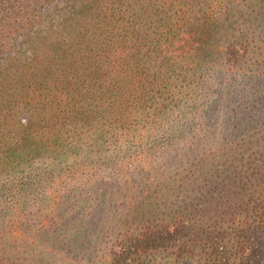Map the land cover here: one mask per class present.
Returning a JSON list of instances; mask_svg holds the SVG:
<instances>
[{
	"label": "trees",
	"instance_id": "trees-1",
	"mask_svg": "<svg viewBox=\"0 0 264 264\" xmlns=\"http://www.w3.org/2000/svg\"><path fill=\"white\" fill-rule=\"evenodd\" d=\"M203 2L193 40L190 0H0V177L121 149L115 174L83 164L0 190V264H247L256 233L264 248V0ZM183 31L191 49L161 75L149 60ZM211 48L226 63L204 79ZM199 89L229 115L200 113Z\"/></svg>",
	"mask_w": 264,
	"mask_h": 264
},
{
	"label": "rangeland",
	"instance_id": "rangeland-1",
	"mask_svg": "<svg viewBox=\"0 0 264 264\" xmlns=\"http://www.w3.org/2000/svg\"><path fill=\"white\" fill-rule=\"evenodd\" d=\"M71 2L73 0H54V2L56 4H58V6H61L62 3L64 2ZM203 0H190V7L192 9V13H191V20H190V24L189 27L187 28L188 32H190L193 36V40L197 39L199 37V34L204 35L205 30L202 29V26L199 23V19H200V9L203 8ZM53 6V4L51 5ZM171 40V39H170ZM168 41L167 45H164L165 47V51L162 53L161 56H152L149 60V62H151L152 64H154V66L156 67V69H159L158 67L161 68V64L165 65L162 66L161 68V75L166 72L167 70H170L168 67V60H170L169 58H166L167 56H173V55H177V54H185L188 53L189 50L191 49V43L188 40V33L186 31H183L182 33H180L178 36L174 37L173 40ZM194 45L196 46V42L194 43ZM233 49L235 50V52L238 55H241L244 52L243 49V45L237 44L234 45L233 44ZM211 51L214 50V48L210 49ZM254 50H252L253 52ZM219 51L214 50L213 52H211L206 59L204 60V67L200 68L201 71L203 72H208L207 75L206 73H204L205 78L204 79H209V78H213V77H218L215 74V66L217 65H223V62L226 63V61H224L223 58H221V56L218 54ZM248 56H245V58L240 59V62L238 63L240 65V70L237 72V81H243V82H252V78H253V71H252V53L248 52ZM2 57L5 56V54H1ZM172 61V60H170ZM167 65V66H166ZM198 72H194L192 71V76L191 79L192 80H200L198 74ZM175 77L179 76V70H176L174 72ZM179 78V77H178ZM178 78H173L174 81L176 83L179 82ZM193 87V86H192ZM241 86L239 85L237 87V89H239ZM197 97H195L196 101L198 102V108L199 110H201L200 113H202L203 115H205V112L207 111L208 114H210V116H212V123L213 121L216 122V124L220 121H222L224 119V117L228 116L229 114V108L228 106H226V103L222 104V108L220 110V112H216V110L214 109L213 113L211 112V107L209 106L210 104H208V100L207 97L209 96H204V99L198 101V97L202 95L201 89H199L197 92L195 91ZM211 98V97H210ZM206 105V106H205ZM208 105V106H207ZM229 106H232V104H230ZM180 113V112H179ZM220 116V117H219ZM219 118V119H218ZM197 124H201L199 121H197ZM203 125V124H201ZM206 125V123H205ZM183 127L185 126H191V121L185 122L184 124H182ZM197 132L198 129H195ZM132 148L130 150H128V148ZM126 150H123V154H130L133 151L136 150V147H132L129 145H126L125 147ZM121 149L119 148H109L108 150H106V148L103 149V155L105 156L103 159L100 158V156L97 155V153H93L94 155L89 154L88 152V148H74L69 150L68 152L65 153V156L60 157L58 160H44L41 159L39 161H32L29 166L26 167V169L24 171H14L8 175H3L0 177V190H4L6 191V189L8 187H11L12 184H14L15 182L21 180V179H30V178H35L37 176H39V174H42L45 170L49 171V172H54L59 170V172H71L72 170H75V167L78 166H82L83 164L86 166L85 169H82L81 172L83 171L84 173H86L88 175V177L90 178V176L92 177H97V176H104V175H109V174H115L116 172H114L113 170H110V167H105L104 165L110 166L112 164H114V161L112 163V160L110 159V157L112 155H114L115 153L119 152ZM116 158V157H113ZM112 158V159H113ZM29 162V161H28ZM157 169L159 168L158 166ZM93 174V175H90ZM16 187V185H15ZM111 188V184L110 186L108 185L107 188ZM104 188H106V186H102L100 188V193H103ZM102 190V191H101ZM259 192L262 193V196L264 195V185L260 186V188L258 189ZM111 192V190H110ZM44 203H46V200L42 203L41 206H46V204L44 205ZM40 206V207H41ZM43 208H41L40 210H43ZM249 243L251 245V251L249 252L250 256L247 257V259H244V261L247 264H264V248H262V238H261V233H256L253 234L250 239H249ZM252 245H253V252H252ZM253 253V255H252Z\"/></svg>",
	"mask_w": 264,
	"mask_h": 264
}]
</instances>
